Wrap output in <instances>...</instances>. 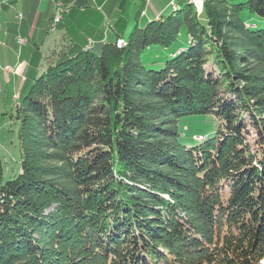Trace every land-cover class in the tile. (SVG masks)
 <instances>
[{
	"label": "trees",
	"instance_id": "16d2710c",
	"mask_svg": "<svg viewBox=\"0 0 264 264\" xmlns=\"http://www.w3.org/2000/svg\"><path fill=\"white\" fill-rule=\"evenodd\" d=\"M202 1L125 46L127 25L88 51L93 30L71 27L30 61L9 97L14 179L0 154V264H264V26L248 21L264 0ZM201 115L217 130L188 146Z\"/></svg>",
	"mask_w": 264,
	"mask_h": 264
},
{
	"label": "crops",
	"instance_id": "0c3cea01",
	"mask_svg": "<svg viewBox=\"0 0 264 264\" xmlns=\"http://www.w3.org/2000/svg\"><path fill=\"white\" fill-rule=\"evenodd\" d=\"M173 0H0V101L9 95L27 91L30 61L44 48L51 33L57 34L50 43L56 48L66 40L71 27L91 29L87 41L109 42L117 25H145L163 20L172 13ZM178 8L186 3L202 7V0H174ZM198 1L201 2L199 6ZM61 9L60 28L50 29V20ZM127 26L125 28L126 33ZM23 37L27 43L17 44ZM95 39H93V38ZM44 49V51H43ZM13 97V96H12Z\"/></svg>",
	"mask_w": 264,
	"mask_h": 264
},
{
	"label": "rangeland",
	"instance_id": "374dc122",
	"mask_svg": "<svg viewBox=\"0 0 264 264\" xmlns=\"http://www.w3.org/2000/svg\"><path fill=\"white\" fill-rule=\"evenodd\" d=\"M230 1L234 4H238V3L243 2L244 0H230ZM198 4L199 6H201L200 1H198ZM171 8H172V12H177L179 10L176 3L175 4L173 3V6ZM196 9L198 10V13H201L203 11L202 7L196 6ZM246 15H250V14L246 12ZM248 21L250 25H256L257 27L264 26V22L260 18L250 17ZM57 26L58 25H56V29H57ZM136 26L137 25H127L125 35L117 41V44L119 45V41H122L123 43L122 46H125L126 44L125 39H128L129 34L132 32V30ZM139 26L143 27L145 25H139ZM51 28H52V25H50V30ZM54 30H51V31H54ZM83 32L90 33L91 31H87V32L83 31ZM78 33H81V31H79ZM56 35L57 34L51 33L48 38V41L46 44L47 46H45L46 48H44L45 50L47 49L49 51L48 53L53 52V51L55 52L56 50L61 49L60 46L64 40H59L61 42L56 48L54 49L50 48L51 47L50 43L51 41H53ZM184 40L189 41V38L187 37L186 32H185V29L181 33L180 42L177 47H179V45L181 46L184 43ZM92 42L93 44H89L88 42V45L85 47V50L87 49L86 51L93 48L94 41ZM100 43L101 42L97 44H100ZM172 52H173L172 49H168V50H163L160 55H155V56L153 55L150 58V61L156 62L153 65L154 68L156 69L161 68L162 64L165 63L167 59L172 55ZM11 95H9V97ZM19 96L20 95L16 97L15 102L19 101ZM2 98L0 101V154H1L3 166H4V181H8V180L14 179L19 174V171H20L19 141H18V130L20 127V121L17 120L16 118V110L14 108V104L10 101V98L9 100L7 99L6 102ZM216 130H217V123L213 120L211 115L186 117L182 120V132H183L182 142L188 146L200 144L204 139L212 137L215 134Z\"/></svg>",
	"mask_w": 264,
	"mask_h": 264
},
{
	"label": "built area",
	"instance_id": "2783aa9c",
	"mask_svg": "<svg viewBox=\"0 0 264 264\" xmlns=\"http://www.w3.org/2000/svg\"><path fill=\"white\" fill-rule=\"evenodd\" d=\"M62 13H63V11L61 9H58L57 13L53 17V20H52V23H51V25H52L51 30L56 29V25H58L61 22V20H62ZM27 42H28L27 39H25L23 37H19L17 39V44L20 45V46L25 45ZM89 44H93V42L90 40L89 41ZM122 44H123L122 41H119V45L118 46H122ZM0 45H4V43L0 42ZM17 96L18 95H14L13 96L14 102L16 101V97Z\"/></svg>",
	"mask_w": 264,
	"mask_h": 264
},
{
	"label": "water",
	"instance_id": "95a60500",
	"mask_svg": "<svg viewBox=\"0 0 264 264\" xmlns=\"http://www.w3.org/2000/svg\"><path fill=\"white\" fill-rule=\"evenodd\" d=\"M173 3L175 4V1H174V0L171 1V3H170V6H171V7L173 6Z\"/></svg>",
	"mask_w": 264,
	"mask_h": 264
}]
</instances>
